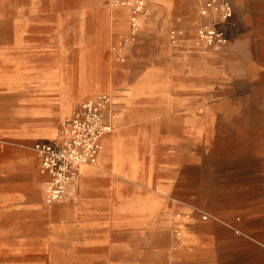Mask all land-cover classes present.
Here are the masks:
<instances>
[{"label": "rangeland", "instance_id": "rangeland-1", "mask_svg": "<svg viewBox=\"0 0 264 264\" xmlns=\"http://www.w3.org/2000/svg\"><path fill=\"white\" fill-rule=\"evenodd\" d=\"M208 1L221 0H0V151L38 126L31 113L64 98L76 105L89 97L87 85L112 97L132 92L125 150L146 165L149 154L159 164L167 150H187L181 160L191 180L204 172L222 199L218 212L201 203L192 211L238 231L228 229L237 243L220 259L264 264V0H228V22L200 14ZM205 25L221 29L225 45H203ZM185 121L189 141L166 145L165 135L184 134ZM5 159L0 152V199L20 191ZM21 228L27 225L2 218L0 245L10 242L5 230ZM141 237L142 264H183L170 255L177 233ZM95 251L98 261L121 258ZM64 258L51 248L43 261ZM0 262L15 261L3 253Z\"/></svg>", "mask_w": 264, "mask_h": 264}, {"label": "crops", "instance_id": "crops-1", "mask_svg": "<svg viewBox=\"0 0 264 264\" xmlns=\"http://www.w3.org/2000/svg\"><path fill=\"white\" fill-rule=\"evenodd\" d=\"M96 89L87 85L83 94L90 93L89 97L76 105V98H64L56 106L34 111L31 116L38 126L14 135L11 148L1 149L6 155L2 167L19 177L20 191L0 199V220H16L27 228L5 230L3 236L10 242L0 245V256L4 253L14 264H45V253L56 248L67 258L46 264H142L141 236L145 231L150 239L158 233H177L176 249L170 254L175 261L226 264L219 255L229 253L237 239L229 232L231 228L202 221L192 211L193 205L201 203L208 211L218 212L215 205L222 199L216 186L205 181L204 172L191 180L181 160L187 150H167L164 162L159 164L149 154L147 165L142 156L125 150L123 120L134 102L132 92L111 96L116 115L114 131L103 139L98 164L81 168L76 196L63 203H45L47 178L39 173L40 159L33 146L57 142L62 123L73 117L80 103L106 94L94 92ZM190 126L185 121L184 134L169 133L162 141L166 145L189 141ZM195 132L199 135L198 129ZM114 234L121 240H114ZM96 249L121 258L110 260L108 256L98 261Z\"/></svg>", "mask_w": 264, "mask_h": 264}, {"label": "built area", "instance_id": "built-area-1", "mask_svg": "<svg viewBox=\"0 0 264 264\" xmlns=\"http://www.w3.org/2000/svg\"><path fill=\"white\" fill-rule=\"evenodd\" d=\"M200 14H215L222 22L233 18L234 7L228 0L208 1L201 6ZM199 40L207 48L223 46L225 33L216 27L205 25L199 30ZM112 97L101 94L79 104L72 118L61 125V137L54 143L36 144L33 151L40 159L39 173L47 178L44 200L47 205L73 199L78 191L82 167L95 166L103 150V139L113 131L116 115L112 109ZM202 221H214L226 225L215 215L197 211Z\"/></svg>", "mask_w": 264, "mask_h": 264}, {"label": "bare ground", "instance_id": "bare-ground-1", "mask_svg": "<svg viewBox=\"0 0 264 264\" xmlns=\"http://www.w3.org/2000/svg\"><path fill=\"white\" fill-rule=\"evenodd\" d=\"M140 4H142V3H140ZM134 21H135V20H134ZM97 164H98V163H97ZM97 164H96V165H97Z\"/></svg>", "mask_w": 264, "mask_h": 264}]
</instances>
